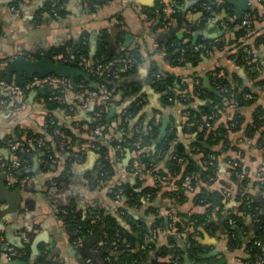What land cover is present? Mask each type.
I'll use <instances>...</instances> for the list:
<instances>
[{
    "label": "crops",
    "instance_id": "0c3cea01",
    "mask_svg": "<svg viewBox=\"0 0 264 264\" xmlns=\"http://www.w3.org/2000/svg\"><path fill=\"white\" fill-rule=\"evenodd\" d=\"M47 1L0 0V158L18 163L13 177L0 174V243L22 247L23 237H27L29 243L32 241L31 263L39 257L40 247H43L56 264H117L116 256L120 251L114 243L109 244L105 225L79 237L63 221L61 211L69 208L85 217L88 213L91 215L92 210H104L105 214L114 215L126 230L140 221L151 228L157 220L166 222L170 216L196 215L208 216L209 225L199 228L196 239L201 258L210 255L197 264H257L250 258L249 243H260L256 224L264 225V86H260V81L264 80V42L257 46L258 39L264 38V0H248L242 16L229 0V10L216 13L204 9L215 0H97L93 7L87 0H66V16L62 19L49 14ZM250 13L255 15L250 30L238 38L237 31L242 27H231V18H243ZM85 38H88L91 58L93 46L95 56L100 45L104 46L105 58L135 50L140 56L130 76L114 77L117 85L111 101L93 97L98 85L91 76L75 75L71 79L49 75L41 78L44 81L40 85L29 87L39 76L28 78L23 59H46L58 50L70 51ZM207 41L211 45H205ZM189 42L193 45L203 42L198 52H192L201 51V61L177 60L178 50L170 53V49ZM162 47H166L167 52H162ZM246 50H251L254 61L262 64V72L257 77L238 63V54ZM181 53L185 52L181 49ZM155 65L164 74L174 77L175 95H188L194 100L189 105L193 108L203 105L199 99L201 91L198 96L196 89L215 94L207 89L211 86L220 94L216 86V79L220 77L226 78L233 89H248L251 93L248 95L254 97V103L247 106H239L232 100L225 102L216 115L215 130L231 127L236 117L242 119L234 131L228 132V150L222 152V143L217 147L222 153L217 156L219 173L208 190L223 191L227 186L225 191L231 193L220 215L210 214L207 206L195 204L201 186L194 193L187 192V201L180 206L165 198V193L174 191L173 183L158 185L160 173L167 172L166 161L155 163L149 170L145 164L143 166L141 151L120 153L111 146L127 137L125 123L129 133L135 129L151 133L154 127H159L160 136L166 120L165 135L168 129L175 133L174 146L183 145L188 152L193 149L197 134L186 131L183 106L178 101L164 100L165 94L155 82ZM48 77L53 79L50 83L45 81ZM77 77L84 79L77 83ZM51 92L53 98H62L65 109L49 111L46 98ZM135 103L142 107L134 114L131 109ZM113 109L115 113L107 121ZM98 110L105 113L103 131L108 128L103 143L107 149L103 151L92 148L100 141L93 132L89 136ZM258 110L262 112L259 120L263 123L256 128L254 119ZM50 122L58 123L69 135L56 130L52 136L48 132ZM18 131L44 138L51 155L38 147L23 148L16 155L11 154L9 141L17 138ZM140 166L144 168L143 174L138 171ZM236 169L243 179L232 178ZM244 179L248 180L245 192L256 205L257 219L244 217L239 228L242 242L232 251L227 248L229 237L223 224L227 213L238 211L241 203L237 200L238 189ZM24 180L25 184H21ZM158 186L162 190L153 203L143 201L141 207L127 204L123 187L140 192ZM114 191L116 195L112 198ZM151 209L156 213L150 212ZM155 232L157 247L167 245L170 233L166 229ZM181 237H178V247L185 249L186 240ZM260 244L264 249V243ZM156 253L146 251V258L140 264H155ZM171 261L169 256L158 259L161 263ZM0 264L29 262L9 260L0 253ZM184 264L196 263L185 258Z\"/></svg>",
    "mask_w": 264,
    "mask_h": 264
},
{
    "label": "trees",
    "instance_id": "16d2710c",
    "mask_svg": "<svg viewBox=\"0 0 264 264\" xmlns=\"http://www.w3.org/2000/svg\"><path fill=\"white\" fill-rule=\"evenodd\" d=\"M90 7H93L95 4H97V0H87ZM56 1L54 0H48L47 1V11L50 15H53V10H56L58 12V16L56 18H64L66 16V0H59L53 8V4ZM15 5H18V2L15 3ZM228 3L226 4L225 9L226 11L228 9ZM243 18H237V21L235 23H231V27L234 25H239L241 23ZM251 27V26H250ZM240 28L237 31V37L242 38L245 35H247L249 28ZM249 29V30H248ZM85 36V35H84ZM83 37V35H82ZM88 39V38H86ZM88 41V40H87ZM264 42V38L261 37L257 41V46H260ZM203 42H198L197 45H193L192 42H189L186 45H183L181 47H174L170 49V53L175 52L178 50L177 55L175 56V59L182 60V61H190L192 63H195L197 61H201V54L196 53L193 54L196 46H199ZM205 45H211V42L207 41L205 42ZM210 47V46H208ZM181 49H185V53L182 55ZM57 54H62L69 58L70 62L67 63L68 66L72 67L73 69L80 70V67L78 66V62L81 56H85L88 58L92 65H96L98 63L104 64L107 67L111 65L114 59H117L124 55H132L136 62L140 60V56L137 53V51L132 52H123L120 55L115 56L114 58H105V50L104 46L100 45L99 50L97 54L94 56V58H91L90 50H89V42L87 44H84V39H81L78 43L72 46L71 50L68 51L66 49L58 50L56 52ZM254 54L251 53L250 56L247 55L245 51L238 54V63L246 66V68L250 69L251 72L254 73V76L257 77L258 73H255L252 70V67L259 63L261 66L262 64L260 62L254 61ZM92 59V60H91ZM136 63V65H137ZM178 64V63H176ZM184 64V63H183ZM136 65L133 67L132 71L129 73L123 75V76H130L133 71L136 68ZM155 73H158L160 68L158 66H154ZM82 71V70H81ZM96 82H99V80L96 79V77L91 76ZM122 77V76H121ZM124 77V78H125ZM84 78L77 77L76 81L79 83ZM155 82L159 88V91L161 93H164V100L169 101L171 97H173V101L179 102V97H175V80L174 77L168 74H165V77L162 81H156ZM104 83L108 87V89L111 92L112 98L115 97L114 93V87L117 85V80H115L114 77L108 78L104 80ZM216 86L220 92V96H217L212 93L205 92L204 90H195V93H198V91H201V94H199V99L202 100L203 105L199 106L198 108H193L191 106H184L183 107V113H188L189 117L186 120V131L191 132L193 134H197V139L193 144V149L191 151H187L186 148H184L183 145H176L174 146V140H175V133L171 132L169 129L166 132L165 137L163 138L162 142L157 146L155 152H148L152 145L155 144L157 139L159 138V127H154L153 132L146 133V131L143 130H133L132 133H129V126L127 123H125V128L128 130L127 137L124 138L123 143L113 142L111 144L112 147H116L119 149L120 153H125L127 150H130L132 152H142V162L143 166L145 164L146 169L149 168V170L155 165V163L166 161L167 163V172L166 173H160V176L166 177L167 175L172 176L175 178V183L178 186L177 191H172L169 193H165L164 197L170 199L173 201V203L176 206H180L184 204L187 201V190L185 187H183V183L186 181L187 177L191 176L194 177L192 180V185H199L201 186V190L198 195L195 197V204L200 206H207L208 210L211 213L216 212L217 215H220L222 210L225 206L226 196L224 195V191L226 187L223 188V191H209L208 187L212 186L216 180L217 175L219 173V165L213 164L212 166L209 165L211 162V157H217L220 156L222 153L217 150V147L222 143V152H225L229 148L228 143V132L231 130H235L239 122H242V119L239 117H236L235 120L231 123L232 126L228 128L221 127L220 129L208 131L205 129V121L207 118L217 115L218 110L221 109L224 106L225 102H230L231 100L236 102L239 106H247L252 105L254 101L245 99V95L251 94L248 89H245L243 91H239L237 89H233L230 82L224 78L220 77L216 79ZM260 86H264V80L260 81ZM224 89V91H222ZM53 98V92L48 95L46 98L47 108L49 111L53 112L57 109H65L63 104H58L57 102L51 100ZM194 102L193 99L190 100V104ZM180 103V102H179ZM142 105H139L135 103L132 106V111L135 113L140 110ZM259 115H262V112L259 110L255 113V119H254V125L256 128H259L260 125H262L263 122L259 120ZM52 125V126H51ZM94 124L92 126V131L90 133V137L92 135L93 129L95 128ZM103 125L106 126L105 123V113L103 114ZM201 129V130H200ZM56 130H63L66 135H69L68 130H66L63 127H60L58 123H55L54 125L49 123L48 132L55 136L54 133H56ZM108 132V128L106 127L104 130V133ZM21 133V134H18ZM17 138L10 139L13 143H18L23 140V137L27 138H39L40 136L34 135L31 132H25V131H18L16 133ZM60 137H57L56 139H59ZM263 142V139L260 140V143ZM104 139L100 140L99 145H101L104 149H107L105 145ZM135 144H139V148L135 146ZM21 150V149H20ZM19 150V151H20ZM147 150V151H146ZM18 151V152H19ZM17 152V153H18ZM46 154L51 155L50 150H46ZM183 159L184 164H179L178 160ZM6 163V167L10 165L9 159H3ZM187 162V163H186ZM187 164V165H185ZM108 168V164H107ZM239 171V169H236L233 172V179H237L236 173ZM2 172H0L1 174ZM248 180L244 179L240 184L237 200L241 201L239 207L237 208V212L233 213H227L226 219L223 224V229L227 231L229 241L227 243L228 250H235L239 247L240 243L242 242V235L239 232L240 227L243 223V219L245 216H251L255 221L257 219V210L256 205L253 203L252 198L249 194H247L246 186H247ZM141 185V183H140ZM140 187V186H139ZM125 193V198L127 199V204L129 207H141L143 206V201H151L152 203L157 198L158 193L162 190L160 186L157 187V189H149L145 188L142 191L138 192L137 190L130 189L128 187H123ZM116 195V191H114L113 194H111L112 198H114ZM67 211V215L63 214L61 212L60 216L63 218V221L69 225L74 231H76V235L78 234L79 237L87 236L89 233L87 232L89 228L94 226L95 232L97 231L99 226H106V230L109 233V244L112 245L113 243L119 248L120 255L116 256L119 262L117 264H140L145 258H146V251L139 250V247L143 245H148V239L151 237V235L158 229L165 230L166 227L171 223V220H166L164 222L163 219L157 220L151 228L147 226L146 223L143 221L137 222L136 224L132 223L131 229L126 230L123 228L117 218L114 215H108L105 214L104 210H92L93 214H89L85 217L81 216V214H78L76 212H73V210L67 208L64 209ZM153 212L154 214L156 211L154 209H151L150 212ZM96 216H101L102 220L97 221L95 224H92V222L95 220ZM181 220H179L180 218ZM177 222H176V228H177V236L170 235L168 244L165 246H161L160 248L157 247L156 244L152 245V252L156 253V262L155 264H184L185 258L188 260H191L194 263H200L203 261L201 258V252L199 249V244L196 239V234L198 233V230L201 226H208L209 225V219L208 216H192L188 218L187 216H184L182 214H178ZM233 219L236 224L234 227H231L229 225V220ZM256 236L257 240L260 243H264V225L257 223L256 224ZM116 230L119 231V235L121 237H117ZM182 236V240L185 242L186 245L190 243V246L186 247L185 249H181L178 247V237ZM119 238L126 239L129 244H131L130 248H125L122 245V242L118 240ZM117 242V244H116ZM32 241L26 245V249L29 251L30 256L32 255ZM250 247V258L252 260H255V255H261L264 258V249L262 247H258L256 244L253 245V243H249ZM110 247L109 245L105 247L104 252H106V248ZM149 251V250H147ZM107 253H105V256ZM171 257L170 263H161L158 262L159 258H166ZM29 264H56L53 259H51L48 254L44 252L43 247H40V255L39 257L34 261V263Z\"/></svg>",
    "mask_w": 264,
    "mask_h": 264
},
{
    "label": "built area",
    "instance_id": "2783aa9c",
    "mask_svg": "<svg viewBox=\"0 0 264 264\" xmlns=\"http://www.w3.org/2000/svg\"><path fill=\"white\" fill-rule=\"evenodd\" d=\"M54 1H56V2L52 6L53 8H55V6L59 0H54ZM226 4H227V0H215L214 2L207 4L204 7V9L208 13L221 12V11L225 10L223 8H225ZM12 10L16 11V8L13 7ZM53 15L55 17H57L58 12L56 10H53ZM254 19H255V15H253L251 13L247 14L246 16L243 17L241 23L238 26L242 27V28L243 27L248 28L252 25ZM236 21H237V17L233 16L231 18V22L235 23ZM84 44H87L86 38L84 39ZM200 49H201V46H196L193 53L198 52ZM167 50L168 49L166 47L161 48L162 52H167ZM182 51L185 52V49H182ZM246 53L248 56H250L252 51L246 50ZM45 58H49L56 63H64L66 65H67V63L70 62L68 57H66L62 54H56V53H54L50 57H45ZM136 63L137 62H136L135 58L129 54L121 56L117 59H114L109 67H107L106 65L101 64V63H98L96 65H92L91 61L88 58H86L85 56H81L79 59V62H78V66L80 67V70L88 73L90 76L96 77V79L99 80V82H97L98 91L93 92V94H92L93 97L94 98L101 97L105 101H111L112 95H111L110 90L108 89V87L104 83V80L108 79V78H112V77L123 76V75L129 73L130 71H132V69L136 65ZM262 69H263V67L259 63H256L252 67V70L258 74H261ZM164 77H165V74L162 71H159L158 73L155 74L156 81H162L164 79ZM51 80H53V79L51 77H48L45 81H46V83H50ZM43 81L44 80H42L41 78L35 77L34 80L31 82V84H29V87H36V86L40 85L41 83H43ZM2 84L6 85L5 82H3ZM222 91H224V89H222ZM198 94H199V91H198L197 95ZM177 96L179 97V102L183 107L190 105L191 99L189 98L188 95H185V94L184 95L183 94L182 95H175V97H177ZM253 98L254 97L252 95L247 96V99L253 100ZM51 100L57 102L58 104L62 103V98L59 96H57ZM169 101L173 102V97H171L169 99ZM95 116H96V125H95V128L93 129V135H94L95 139H97V141H100V140L104 139V137H105V134L103 131L104 125H103V113H102V111L98 110L96 112ZM183 117L185 118V120H187L189 117L188 113H183ZM215 119H216V115H213V116L206 119L205 126H204L206 130H208V131L215 130L214 129ZM123 141H124V139L120 140L118 143L119 144L123 143ZM135 146L137 148H139V144H135ZM27 147H38V148L44 149V151L48 150V146H47L45 139L41 138V137H39V138L23 137V140L18 142V143L9 142L10 153L14 154V155H16L20 149L27 148ZM92 148L94 150L100 151L102 149V146L99 145L98 142H96L92 145ZM119 149H121V148L119 147ZM178 162H179V164L183 165V159H179ZM217 163H218V158L217 157H211V162L209 163V165L212 166L213 164H217ZM233 165L235 167H238L237 163H234ZM17 169H18V163L16 161L10 162V165L8 167H6L5 161L3 160V158H0V172H2V173L4 172L9 177H13V175ZM138 171L140 174H143L144 168L142 166H140L138 168ZM232 176H233V173H232ZM236 177L243 179V176H242V174H240L239 171L236 173ZM193 178L194 177L189 176V177H187L186 181L183 183V187L186 188L187 192L194 193L197 190H199L200 184L199 185L196 184L195 186L192 185ZM158 181H159L158 185H160L161 187H163L164 185H166L168 183H173L174 191L178 190V186L175 184V178H173L172 176L159 177ZM25 182H26L25 180L20 181L21 184H25ZM224 195L227 198L231 197L230 191H224ZM61 212L65 215H67V211H65V210H62ZM101 220H102L101 216H96V218L92 222V224H95L97 221H101ZM169 220H171V223L168 225V227H166V230L170 233V235L177 236L178 235L177 234V228L175 225L177 222V218H175L174 216H170ZM235 224H236V222L233 219L229 220V225L231 227H234ZM93 231H94V226L89 228L87 232L89 234H91ZM116 234H117V237H121L119 235L120 233L118 230H116ZM156 238H157V233L154 232L151 235V237L148 239V245H143V246L139 247V250H141V251L150 250L152 248V245L155 244ZM118 240H120L122 242V245L125 248L131 247V244H129L126 239L119 238ZM28 243H29V239L27 237H23L22 247L3 245L2 243H0V253L9 260H17V261H24V262L30 263L31 256H30L29 251L26 249V245ZM116 244H117V242H116ZM188 246H190V243H188L185 247H188ZM257 246L260 247L261 244L258 243ZM255 261L257 264H264V258L261 255H255Z\"/></svg>",
    "mask_w": 264,
    "mask_h": 264
},
{
    "label": "water",
    "instance_id": "95a60500",
    "mask_svg": "<svg viewBox=\"0 0 264 264\" xmlns=\"http://www.w3.org/2000/svg\"><path fill=\"white\" fill-rule=\"evenodd\" d=\"M229 2L233 3L234 5L238 7V14L240 16H242L243 12L246 11V5H247L248 0H241L239 3L235 0H229ZM94 54H95V47L93 46L92 58H94ZM23 62L25 64V72L28 74V78L30 79H33L35 76H39L40 78H45L49 75H57L59 77L66 76V77H70L71 79H73L75 75H79L83 77L90 76L88 73L84 71L73 69L64 63H56L49 58L40 59V60H37L35 58L34 59H23ZM207 89L215 93L217 96H220V94L216 92L211 86H208ZM114 113H115L114 109L110 111L107 121H110ZM167 124L168 122L164 120L163 127L161 128V131H160V136L158 140L155 142V145L151 149L152 152H155L157 146L162 142L164 135H165V129H166ZM1 174L6 175L4 172ZM209 256L210 255L202 256V258L207 259ZM222 263H218V264H222Z\"/></svg>",
    "mask_w": 264,
    "mask_h": 264
}]
</instances>
